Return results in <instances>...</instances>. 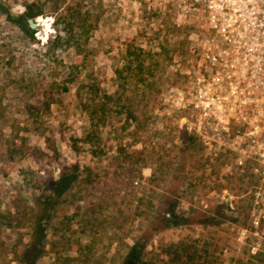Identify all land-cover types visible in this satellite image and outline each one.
Masks as SVG:
<instances>
[{"label": "rangeland", "instance_id": "374dc122", "mask_svg": "<svg viewBox=\"0 0 264 264\" xmlns=\"http://www.w3.org/2000/svg\"><path fill=\"white\" fill-rule=\"evenodd\" d=\"M245 6L0 0V264H123L147 231L146 264H264V163L240 96L264 18L224 13ZM165 206L226 219L164 227Z\"/></svg>", "mask_w": 264, "mask_h": 264}, {"label": "trees", "instance_id": "16d2710c", "mask_svg": "<svg viewBox=\"0 0 264 264\" xmlns=\"http://www.w3.org/2000/svg\"><path fill=\"white\" fill-rule=\"evenodd\" d=\"M28 8H30L28 9V12L22 14L19 17V21H20L19 25L22 29H24V31H26L29 34L30 33L32 34L34 30L29 26L28 19L29 18L34 19L35 16L41 14L42 11L41 10L34 11L31 9V6H28ZM26 16L28 17L26 18ZM74 18H76V16H74ZM74 24H75V20H72L68 22L66 25H63L61 28L65 32H68L70 29L71 32L68 36L69 39L73 37L71 33H73L72 29L74 27ZM74 37L79 38L80 35L74 34ZM59 39H61V35L58 34L57 40L59 41ZM75 44H76V48H78L79 43L76 42ZM73 180H74V176L72 175V173L70 172L68 173L64 170L61 176L58 179L53 180V182L51 183L52 184L51 189L54 196H61L68 188H70ZM54 204H55V200L50 196V198L45 202L44 205L49 208V207H53ZM222 205L223 203L220 204L219 206ZM46 215L47 216L49 215L48 212L46 213ZM210 219H214L215 221H220L222 219H226V215L224 214V212H222L221 214L214 217V216H210L208 211L199 210L196 208L191 209L186 214L179 215L176 213V209L174 207L169 208L168 206H165L164 213L163 216L160 218V221L164 223V227H171V226H178L189 223H207ZM34 229H35V235H41L44 237L43 235L44 227L42 226L41 222L35 225ZM151 238L152 235L150 236L149 231L144 232L141 236L136 238L134 240L133 245L130 248V251L126 254L123 260V264H146L145 262H143V253ZM41 240H43L42 237ZM41 240L39 239V241Z\"/></svg>", "mask_w": 264, "mask_h": 264}, {"label": "built area", "instance_id": "2783aa9c", "mask_svg": "<svg viewBox=\"0 0 264 264\" xmlns=\"http://www.w3.org/2000/svg\"><path fill=\"white\" fill-rule=\"evenodd\" d=\"M253 16L264 18V14ZM249 48L254 51V60L249 72L250 78L247 85L244 84L245 90L241 91L240 96L246 98V114L253 115L254 131L264 133V22L260 23V28L251 36Z\"/></svg>", "mask_w": 264, "mask_h": 264}, {"label": "flooded vegetation", "instance_id": "af4514ba", "mask_svg": "<svg viewBox=\"0 0 264 264\" xmlns=\"http://www.w3.org/2000/svg\"><path fill=\"white\" fill-rule=\"evenodd\" d=\"M225 1H229V2H233V3H238V2H242L245 3L246 6L243 7V10L240 11H233V10H227L224 11L225 14L229 15V16H233V15H241L244 17H252L253 13H257L260 14V10H262L263 5H254L255 10L254 11H249V10H245L247 8V6L249 5V3H258V4H263L264 0H225ZM239 12V13H237ZM235 81H231V83H233L234 85ZM237 83V82H236ZM245 133V131L243 132V134ZM248 136H250V140L252 139V141L254 142V153L256 156H254V158L260 162L264 163V133L260 132V131H251L250 135L249 132H247Z\"/></svg>", "mask_w": 264, "mask_h": 264}, {"label": "water", "instance_id": "95a60500", "mask_svg": "<svg viewBox=\"0 0 264 264\" xmlns=\"http://www.w3.org/2000/svg\"><path fill=\"white\" fill-rule=\"evenodd\" d=\"M28 22H29V26L32 29H36V28H38V26H40V24L36 23V21L34 19H32V18H29Z\"/></svg>", "mask_w": 264, "mask_h": 264}]
</instances>
